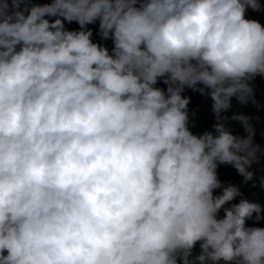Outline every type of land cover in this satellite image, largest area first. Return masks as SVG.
<instances>
[{
	"label": "clouds",
	"instance_id": "9594fccd",
	"mask_svg": "<svg viewBox=\"0 0 264 264\" xmlns=\"http://www.w3.org/2000/svg\"><path fill=\"white\" fill-rule=\"evenodd\" d=\"M249 9L264 5L0 0V264H264V227L246 225L261 205L218 176L256 186L264 156L253 117L225 115L261 107ZM186 88L210 97L211 129L191 130Z\"/></svg>",
	"mask_w": 264,
	"mask_h": 264
},
{
	"label": "trees",
	"instance_id": "16d2710c",
	"mask_svg": "<svg viewBox=\"0 0 264 264\" xmlns=\"http://www.w3.org/2000/svg\"><path fill=\"white\" fill-rule=\"evenodd\" d=\"M51 0H30V4H44L50 3ZM261 4L264 5V0H260ZM23 7V6H22ZM249 18L257 19L264 25V11L261 12H252L249 9L246 13ZM54 19V18H53ZM65 27L69 30H79V25L76 22L68 23L65 21ZM88 28L92 29L93 42L100 43L106 47H108L111 52V48L113 47L112 41L102 40L97 32L99 30V22L97 21L95 24L88 25ZM255 86V98L261 105L258 109L254 104L249 102L246 105H239L235 100H233V108L225 115H231L232 112L240 110L244 115L253 117L252 124L255 128L256 135L254 136V142L264 148V78L257 77L254 81ZM156 87H160L166 89V85L163 84L162 81L158 82ZM183 95L190 98V103L188 105L190 113H194L191 116V122L196 126L191 130L193 133H202L205 130L211 129V126L215 123L214 114L211 112V104L212 101L210 97H206L201 95L199 92H194L191 89H185ZM255 117H259V120H256ZM230 128L234 135L245 136L246 133L244 129L240 126L239 121L233 122L230 125ZM254 169H257V181L256 186H252L251 183L245 185L242 181V178L237 174L236 170L231 166L220 165L218 167V176L220 181L225 185H235L239 187L243 198H246L250 202L259 203L262 207L261 217L262 219L259 222L255 221V214L253 219L246 221L247 226H257L264 227V190L259 187V177L264 176V171H260L264 169V156L261 157L259 164H254L252 166ZM221 190H216V194H219ZM240 197H237L236 200L231 203H238ZM230 206V205H226ZM220 215H223L221 211Z\"/></svg>",
	"mask_w": 264,
	"mask_h": 264
}]
</instances>
